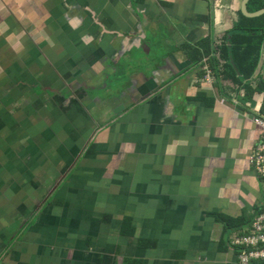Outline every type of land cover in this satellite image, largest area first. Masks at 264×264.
<instances>
[{"label":"crops","instance_id":"1","mask_svg":"<svg viewBox=\"0 0 264 264\" xmlns=\"http://www.w3.org/2000/svg\"><path fill=\"white\" fill-rule=\"evenodd\" d=\"M243 2L0 0V264H239L264 204Z\"/></svg>","mask_w":264,"mask_h":264},{"label":"built area","instance_id":"2","mask_svg":"<svg viewBox=\"0 0 264 264\" xmlns=\"http://www.w3.org/2000/svg\"><path fill=\"white\" fill-rule=\"evenodd\" d=\"M255 120L264 128V118L256 117ZM250 162L256 174L264 180V141L257 145ZM232 245L241 250L237 258L239 264L264 261V204L263 210L252 222L248 234L236 236Z\"/></svg>","mask_w":264,"mask_h":264},{"label":"rangeland","instance_id":"3","mask_svg":"<svg viewBox=\"0 0 264 264\" xmlns=\"http://www.w3.org/2000/svg\"><path fill=\"white\" fill-rule=\"evenodd\" d=\"M31 10L33 12H35V9H31ZM16 25H21V24L17 22V19L16 18H12L11 19V25L10 26H16ZM40 26L41 25L31 24L29 27L35 28V30H37ZM1 38H3L2 35H0V40H1ZM4 45L5 44H3V42H2V44L0 46V79L1 78H8V77H11V76H13L15 74L14 71H9V69L11 68L9 66L12 65V61H11L10 56H5V54L8 52V50H7V48H5L6 46H4ZM2 56H5V57L3 58ZM141 59H144V56H142ZM12 69H16V66L12 67ZM108 82H109V85L110 86L107 89H109V91L112 92V95L117 94L116 89H114V90L112 89V88H114L113 85H112L113 84L112 83V80H109ZM18 87L22 88L21 86H18ZM24 89L25 90H24V93L22 94V97L23 96H26L27 93H28L27 92V88H24ZM107 92H108V90L103 91L104 94H106ZM26 100L27 99H25L24 101H26ZM248 232H249V229L243 231L241 234H239L237 236L246 235V234H248ZM240 251L241 250H239V248H238V254H239ZM237 258H238V255H237Z\"/></svg>","mask_w":264,"mask_h":264},{"label":"water","instance_id":"4","mask_svg":"<svg viewBox=\"0 0 264 264\" xmlns=\"http://www.w3.org/2000/svg\"><path fill=\"white\" fill-rule=\"evenodd\" d=\"M247 1L248 0H244V2H243L244 4L242 6V12H243L244 15H246L248 17H257V16H260V15L264 14V9H262V10H260L258 12H255L253 14L248 13V11H247ZM77 23L78 22L76 21L75 25H77Z\"/></svg>","mask_w":264,"mask_h":264},{"label":"trees","instance_id":"5","mask_svg":"<svg viewBox=\"0 0 264 264\" xmlns=\"http://www.w3.org/2000/svg\"><path fill=\"white\" fill-rule=\"evenodd\" d=\"M253 2L261 3L262 7H260V10L264 8V0H253ZM260 17V18H259ZM258 18L261 20H264V15L259 16ZM129 228V223L127 222L124 226V231H122L123 235H127L128 233L125 232ZM132 264H140L139 262H133Z\"/></svg>","mask_w":264,"mask_h":264}]
</instances>
